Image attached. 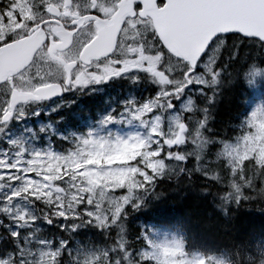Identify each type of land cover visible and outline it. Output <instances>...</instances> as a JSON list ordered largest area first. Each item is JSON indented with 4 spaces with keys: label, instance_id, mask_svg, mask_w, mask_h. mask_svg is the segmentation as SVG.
Listing matches in <instances>:
<instances>
[{
    "label": "snow or ice",
    "instance_id": "snow-or-ice-1",
    "mask_svg": "<svg viewBox=\"0 0 264 264\" xmlns=\"http://www.w3.org/2000/svg\"><path fill=\"white\" fill-rule=\"evenodd\" d=\"M167 3L168 0H0V71L3 73L0 75V88L6 89L4 98L0 100V125L15 115L18 102L43 98L39 93L25 95L27 89L17 84L40 48H48L53 58H62L60 68L67 76L69 87L73 81L76 86H86L127 77L131 69L151 76L153 82L158 79L156 89L159 96L175 95L178 98L175 101L179 102L177 108L176 103L169 99L167 107L161 108L171 114L167 123L174 124L175 131L170 128L165 134V121L157 115L152 122V132L156 135L131 137L128 141L117 139L114 147L123 150L134 145L141 154L126 164L109 163L104 166L105 169H115L109 175L124 177L131 174L123 185H110L107 191L98 189L87 180V169L95 167V160L75 167L79 161L77 153L53 155L48 152V171L37 176L30 165L40 157L38 151L27 153L17 141L9 142L12 147L20 145L19 151L11 154L14 158H10L8 151L0 149V217L11 220L5 226L4 220L0 219V229L8 234L6 238L0 237V264H61L66 249L71 255L63 238L57 243L54 238L49 241L47 237H39L32 241L37 244L36 250H32L29 238L22 233L28 224L27 217L33 214L15 206V202L25 198L29 192L33 193V199L40 197L45 200L46 207L55 208L53 215L62 221L59 228L63 231L78 229L80 224L75 223L77 220L91 223L101 231L115 229V243L103 249V264H145V261H154L155 264H214L210 255L189 251L182 238L161 245L141 232L136 242L142 246L138 249L132 248L133 242L127 238L128 209L138 211L146 207L150 202L149 193L156 199L163 195L155 189L158 182L166 179L170 162L179 168V177L187 176L191 181L193 173H198L209 181L221 183L223 176L211 174L209 169L214 164H224L226 160L224 170L230 179L227 192L220 195L221 201L238 204L241 199L259 197L264 200V160L257 159L252 153L248 159L237 163L242 150L247 152L250 145L255 144L257 136L264 137V113L254 112L244 121L241 128L246 124L249 131L237 137L235 142L226 139L213 141L220 146V160L205 159L207 153L200 151L199 144L190 150L186 148L190 143L188 136L195 111L193 96L187 90L195 85V95L205 101L203 118L199 122L200 128H204L209 106L215 102V94L208 96L212 91L211 84L222 78L221 74L232 63L241 60L243 47L254 42L264 49V0H177L164 13L158 14L157 23L169 42L176 38L172 30L174 19L181 18L189 23L193 31L194 54L191 56H174L152 23L149 11L163 8ZM128 30L134 31L135 36L132 46L123 52L121 34ZM137 56L139 60H136ZM133 63L137 66L133 67ZM173 63L179 72V80L175 79L177 71L171 68ZM60 90L54 88V91ZM46 94L54 93L48 91ZM186 95L189 99L184 102ZM128 103L135 105L136 102L130 100ZM157 107V99L149 97L148 103L135 107L133 118L140 119L145 112ZM111 120L109 115L104 122ZM3 130L0 127V132ZM82 144L85 147L79 149L81 152L89 145L100 146L99 141L92 140H83ZM88 154L92 155V152ZM109 159L111 161L112 158ZM190 160L195 161L194 167H188ZM122 169H127V172ZM79 174H83V178ZM95 174L102 172L97 169ZM44 176L48 179H42ZM4 180L9 183L5 185ZM5 187L7 192L3 191ZM245 189L255 196L246 194ZM117 190L123 191L117 195ZM85 203L88 207L81 214L79 210ZM31 223L35 224L36 220ZM48 223L53 225L55 221L48 220ZM22 240L24 247L20 246ZM9 244L11 247H6ZM51 257L55 259H49ZM85 264L90 262L86 259ZM91 264H101V260L96 258Z\"/></svg>",
    "mask_w": 264,
    "mask_h": 264
},
{
    "label": "trees",
    "instance_id": "trees-1",
    "mask_svg": "<svg viewBox=\"0 0 264 264\" xmlns=\"http://www.w3.org/2000/svg\"><path fill=\"white\" fill-rule=\"evenodd\" d=\"M252 61L264 64V49H260L254 42L242 48L241 60L232 63L212 87L211 97L215 94V102L209 106L205 127L200 128L201 134L205 135L208 142L204 152L207 153L205 159L212 160V157H215L217 144H212L213 141H233L246 130V124L241 128L247 118L244 115L246 110L243 111L246 104L255 102L258 106H264V82L259 85H247L241 78L242 69ZM205 107L204 104L202 110ZM202 110L197 113L198 121L203 118ZM83 116L82 103L74 98L67 107L58 109L47 121L57 125V130L75 132L79 130ZM198 121L193 122L192 126ZM54 144L55 149L61 148L60 142L56 141ZM188 165L194 167L195 163L190 160ZM226 166L225 161L224 164H214L209 169L211 174L223 176L221 183L209 181L198 173H193L191 181L187 176L179 177L178 173L166 174V179L158 182L155 189L157 193L163 194L159 199L149 193L150 202L146 207H141L138 211L128 209L127 238L133 242L132 248L138 249L142 246L136 242L139 233L148 234L155 228L175 233L186 242L189 251L210 255L214 264L264 262V200L259 197L251 200L241 199L238 204H225L221 201L220 195L226 193L225 182L229 178L224 170ZM257 183L259 184V181ZM245 192L255 196V193L248 189H245ZM25 198L31 199L28 195ZM31 210L37 218L35 224L44 237L50 240L54 238L56 241L63 238L72 252L91 253L99 258L102 264L103 249L110 248L115 243V229L111 232L101 231L83 223L76 230L63 231L59 228L62 226L59 218L53 216L52 207H46L45 204L41 207L38 203ZM3 220L7 226L8 220ZM48 220L55 223L42 224ZM7 235L0 229V237L6 238ZM10 244L6 247H11ZM145 264L155 262L145 261Z\"/></svg>",
    "mask_w": 264,
    "mask_h": 264
},
{
    "label": "rangeland",
    "instance_id": "rangeland-1",
    "mask_svg": "<svg viewBox=\"0 0 264 264\" xmlns=\"http://www.w3.org/2000/svg\"><path fill=\"white\" fill-rule=\"evenodd\" d=\"M14 27H19V25H15ZM136 60H139V56L136 57ZM171 68H175L176 66H171ZM149 101H146L143 104L148 103ZM143 104L141 106H143ZM158 107L157 108H162L161 104L157 101ZM157 108L154 109H150L148 112H145L143 114V116H148V114L153 113V111ZM135 109V108H132ZM49 111V110H48ZM261 112L264 113V108H256L253 110V112ZM135 112V111H134ZM252 112V113H253ZM20 114H23V111H20ZM142 116V117H143ZM141 117V118H142ZM155 117H148V119H142V121H146L147 123H143L141 122H134V126L136 127V124H139V126L142 129L147 130L148 134H152V135H156L155 133L152 132V122L154 121ZM43 125H41V129L45 128L42 127ZM132 124L127 123L125 126V129L122 130L121 133L117 134L115 139L110 142V144H107L106 140H98L97 138H93L91 137L89 140L92 141H99L100 142V146L99 148H96L94 145H89L87 146L85 151H79V149L84 148L85 146L82 144V140H80V142L77 145V149H78V155H79V161L77 162V164L75 165V167H82L85 164H88L90 161L95 160V167L94 168H89L87 169L89 175L87 176V180L90 181L91 183H93L94 185H96V187L99 188H103L105 191H107L108 186L113 185V184H120L123 185L124 181L130 178L131 174H127L124 177H116L113 175H109V172H114L115 169L112 168H108L105 169V165H108L109 163L111 164H126L129 160H135L136 157L138 155H140V149L135 147L134 145H129V147L127 149H119L118 147H114L116 144L117 139L123 140V141H128L131 137H136L138 136L134 131H132ZM51 127H49L50 129ZM171 128L172 131L176 130V126L174 124H171L166 131H164L165 134H167L169 132V129ZM53 131V129H51ZM249 129L247 130L246 134L248 133ZM251 131L255 132V129H251ZM262 140H264V137L261 136H257L256 137V142L253 145H250V149L245 152L244 150L241 151L239 157L237 158V163H242L244 159H247L249 156H251L252 153H255L258 157V159L260 160H264V142H262ZM12 141V140H11ZM13 141H17L20 145L23 146V148L25 149V151L27 153H34V152H39L41 155L40 157L36 160L34 165H30V167L32 168V170L36 173L37 176L40 175L41 172H47V153L48 152H52L53 155L56 154H61V153H56L53 152V150L51 149H43L41 147L35 146L34 148H28L27 144L24 142L23 139H16ZM106 141V143H105ZM235 142V141H233ZM20 145H16L15 147L10 146V143H8V145L6 146L8 149H5L4 151H8L10 154V158H14L12 157V153L19 151ZM196 144H191V145H187L186 148L188 150H190L191 148H195ZM201 146L200 151L203 153L204 149H205V145L199 144ZM92 152V155H89L88 153ZM221 152V149L215 154V156L219 157L222 159V157L219 155V153ZM72 153H76V152H72ZM98 153V154H97ZM71 153H68L66 155H69ZM112 158L111 161L109 158ZM213 156L212 160L216 161L219 160L218 158H215ZM134 162V161H133ZM141 163H143V161H141ZM75 167L73 168V170H75ZM100 169L102 174H95L96 170ZM123 171L127 172V169H122ZM167 170H169L171 173L179 171V168L175 165V163H169ZM50 175V174H49ZM80 178H83V174H79ZM48 178V176H44L42 177V179ZM9 183L8 180H4V184L7 185ZM27 187H31V185H28ZM3 191L7 192L8 189L7 187H5L3 189ZM119 191V190H117ZM31 194H33L32 192H29ZM117 195H119L120 193H116ZM41 195H43V193H41ZM65 205H67V200L65 201ZM15 206L19 207L20 209L26 211V212H30L29 211V207L26 203H23L22 200H17L15 202ZM88 207L87 203L83 204L80 208L81 211H85V209ZM32 213V212H31ZM33 215L28 216L27 217V221L28 224L27 226L30 224V221H32L33 219ZM15 226V225H14ZM27 237L29 238V243L31 244V248L33 251L36 250L37 248V244L33 243L32 241L33 236L32 234H26ZM157 237L153 238L152 241L154 243L157 244H161V245H167L170 244L175 238H169L168 235L165 236V238H161L158 235H156ZM58 243V242H57ZM24 242L23 245L21 247H24ZM27 258V256H26ZM49 259H54V257H51ZM88 260L91 264V261L96 259L90 256H84V257H80L78 259H76L72 264H85V260Z\"/></svg>",
    "mask_w": 264,
    "mask_h": 264
},
{
    "label": "flooded vegetation",
    "instance_id": "flooded-vegetation-1",
    "mask_svg": "<svg viewBox=\"0 0 264 264\" xmlns=\"http://www.w3.org/2000/svg\"><path fill=\"white\" fill-rule=\"evenodd\" d=\"M81 2H83V0H81ZM134 36L135 32L132 30L125 31L121 34V51L127 52L128 48L133 44ZM137 39L139 38L137 37ZM48 51V48H41L38 51L36 63H38L39 68H42L44 64H47L49 69H54V73H56L57 78H55V80L53 81H58V84H64L65 75L61 71V63L58 61H52ZM156 55L159 56V52H157ZM58 59L62 60V58ZM133 67L136 66L133 65ZM150 80H153L151 76H145L142 73L132 72V70L130 69V74L127 77H119L102 83H89L86 86L75 85L65 88L64 90L67 91L69 89L67 94L70 96L76 95L77 97H80L82 105H85L87 95H94L93 99L95 103H97L98 105H105L107 102L113 101L117 96H123L124 94L129 92H135L137 94L147 93L149 88L152 89V86L156 87L155 84H149ZM127 90L128 92H125Z\"/></svg>",
    "mask_w": 264,
    "mask_h": 264
},
{
    "label": "water",
    "instance_id": "water-1",
    "mask_svg": "<svg viewBox=\"0 0 264 264\" xmlns=\"http://www.w3.org/2000/svg\"><path fill=\"white\" fill-rule=\"evenodd\" d=\"M177 2V0H168V3L164 6L162 10L153 9L149 11V15L153 17V23L157 30H159V35L161 39L165 40V46L169 49L173 55H180V56H191L194 54L193 49V31L191 26L186 20L181 18H176L172 22V30L175 33V39H172L171 42L165 39V34L161 32L159 25L157 23V16L160 13H164L165 9H168L170 5ZM177 39V40H176ZM48 91H53L54 94L47 95ZM42 95L43 99H51L60 97V93H57L53 90L52 87H48L46 89H42L38 92Z\"/></svg>",
    "mask_w": 264,
    "mask_h": 264
},
{
    "label": "clouds",
    "instance_id": "clouds-1",
    "mask_svg": "<svg viewBox=\"0 0 264 264\" xmlns=\"http://www.w3.org/2000/svg\"><path fill=\"white\" fill-rule=\"evenodd\" d=\"M2 74V71H0V75ZM241 78L247 85H259L264 82V64L256 61L247 63L241 71ZM240 264H243V262L240 261ZM261 264H264V262H261Z\"/></svg>",
    "mask_w": 264,
    "mask_h": 264
}]
</instances>
